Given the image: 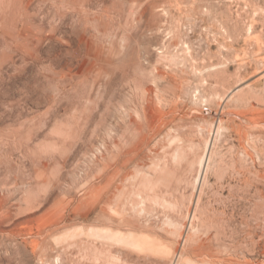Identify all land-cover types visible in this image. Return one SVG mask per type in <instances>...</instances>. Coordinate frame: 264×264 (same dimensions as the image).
Wrapping results in <instances>:
<instances>
[{
    "label": "rangeland",
    "instance_id": "1",
    "mask_svg": "<svg viewBox=\"0 0 264 264\" xmlns=\"http://www.w3.org/2000/svg\"><path fill=\"white\" fill-rule=\"evenodd\" d=\"M111 142L120 264H264V0H0V264L94 243Z\"/></svg>",
    "mask_w": 264,
    "mask_h": 264
},
{
    "label": "bare ground",
    "instance_id": "2",
    "mask_svg": "<svg viewBox=\"0 0 264 264\" xmlns=\"http://www.w3.org/2000/svg\"><path fill=\"white\" fill-rule=\"evenodd\" d=\"M180 46V45H179ZM183 51V50H182ZM143 56V55H142ZM171 58V57H170ZM172 59V58H171ZM173 60V59H172ZM176 60V59H175ZM157 65V64H156ZM213 68V67H212ZM206 70V69H205ZM213 71V69H212ZM216 75V74H215ZM242 80V79H241ZM155 82V81H153ZM125 86V85H124ZM133 86V85H132ZM202 86V85H201ZM122 87V86H121ZM154 87V86H153ZM139 88V87H138ZM202 88V87H201ZM147 89V88H145ZM152 89V87H151ZM156 90V89H155ZM191 90V89H190ZM197 90V89H195ZM202 90V89H201ZM142 91V90H141ZM157 91V90H156ZM117 92V91H116ZM122 92V91H121ZM125 91H123L124 93ZM154 92V91H153ZM148 92L146 91V94ZM122 94V93H121ZM114 96V95H113ZM148 96V95H147ZM123 97L124 94H123ZM145 98V97H143ZM125 99V98H124ZM123 99V100H124ZM139 99V98H138ZM142 99V98H140ZM163 99V98H162ZM190 99V98H189ZM136 100V99H135ZM143 100H147V99H143ZM195 100V99H194ZM144 101V102H145ZM190 101V100H189ZM153 103V102H152ZM144 104V103H143ZM148 105V104H147ZM153 105V104H152ZM115 106V105H114ZM112 106V107H114ZM132 106V105H131ZM136 106V105H135ZM139 106V105H138ZM137 106V107H138ZM148 107V106H147ZM153 107V106H152ZM111 108V107H110ZM149 108V107H148ZM160 107H158L159 109ZM115 109V108H114ZM154 109V108H153ZM124 110V109H122ZM135 110V109H134ZM157 111V110H156ZM159 111V110H158ZM161 111V110H160ZM113 112V111H112ZM119 112V111H118ZM123 112V111H120ZM119 112V113H120ZM126 112V111H125ZM138 112V111H137ZM144 112V111H143ZM162 112V111H161ZM158 113V114H161ZM169 112V111H168ZM115 113V112H114ZM157 113V112H156ZM118 114V113H117ZM116 114V115H117ZM121 114V113H120ZM163 114V112H162ZM161 114V115H162ZM141 115V114H140ZM167 115V114H166ZM120 116V115H119ZM135 116V113H134ZM168 116V115H167ZM115 117V116H114ZM130 117V115H129ZM113 118V117H112ZM122 118V117H121ZM136 118V117H135ZM117 119V118H116ZM119 120V118H118ZM145 121V119H144ZM163 121V120H162ZM166 121V120H165ZM169 121V120H168ZM113 123V122H111ZM110 123V124H111ZM161 123V122H160ZM109 124V125H110ZM124 124V123H123ZM120 125V124H119ZM118 125V126H119ZM126 125V124H125ZM164 126V125H162ZM111 127V126H110ZM165 127V126H164ZM156 128H154L155 130ZM170 129V128H169ZM174 130V129H173ZM170 130H167V132ZM110 132V131H109ZM169 133V132H168ZM113 134V133H112ZM166 134V133H165ZM148 135V134H147ZM117 136V135H116ZM157 136V135H156ZM170 137V136H169ZM162 138V136H161ZM171 138V137H170ZM114 138H112L113 140ZM154 139V138H153ZM110 140V139H109ZM159 141V140H158ZM166 141V140H165ZM176 141V140H175ZM107 142V141H106ZM149 143V142H148ZM155 143V142H154ZM153 143V144H154ZM163 143V142H162ZM109 144V143H108ZM209 145V144H208ZM207 145V147H208ZM211 145V144H210ZM146 147V146H144ZM143 147V148H144ZM152 147V146H151ZM142 148V149H143ZM154 149V148H153ZM210 146L209 148H207L206 153L204 156H202V158H200L199 161V172L198 175L195 179V184L197 181H200L204 176L203 173L207 168V164L209 161V154H210ZM108 155H109V162L107 164V168H106V174H105V184H106V192H105V199L107 202V207L108 210H105V206L102 207L103 208V216L105 219H103V222L105 224V226H103L104 228L99 226H91L93 228L91 235H88V239H94V243L92 244H86L87 241H85L83 239V236L85 235L83 232H77L75 234V241L72 244H69L66 247H63L60 250V254H57L54 262L55 264H66L68 260L67 257V253L68 251L72 248L73 249V254L75 256L74 258V263L75 264H120L119 261L121 262V259L123 258V253H122V247H125L126 245L129 244H134V246L137 245L136 242H132V240L130 238H128V236L123 234V231L121 230L123 227H127V228H133V225H131V222L127 221L124 216L122 211L125 210L127 204H129V201L126 199V201L124 202V200L121 198V192L122 191V186L121 183H123V178L126 176L123 175V171L124 168L126 166L125 164V154H123L122 151V147L119 144H116L114 142H111V145L109 144L107 146L106 149ZM141 151V149H140ZM152 151V150H151ZM162 151V150H161ZM177 151V150H176ZM148 152H150V150H148ZM152 153V152H151ZM164 153V152H163ZM105 155V154H104ZM152 155V154H151ZM108 158V157H107ZM95 159V157H94ZM155 159V158H154ZM100 160V159H98ZM93 161V160H92ZM101 162V161H100ZM150 163V162H149ZM141 165V164H140ZM139 166V165H138ZM149 166V164H148ZM153 165H151L152 167ZM106 167V166H104ZM142 167V166H141ZM150 167V169H152ZM144 168V167H143ZM146 169V168H145ZM149 169V170H150ZM159 170V169H158ZM143 171V170H142ZM127 174V173H126ZM141 174V173H140ZM148 174V173H147ZM205 174V173H204ZM133 175V174H132ZM139 176V175H138ZM97 177V176H96ZM132 177V176H131ZM137 177V176H136ZM142 177V176H141ZM149 176L146 175V178H148ZM153 177V176H152ZM128 178V176H127ZM130 179V177H129ZM128 180V179H127ZM181 180V179H180ZM129 181V180H128ZM99 182V181H98ZM126 184L128 182H125ZM183 183V182H182ZM201 183V182H199ZM179 184V183H178ZM187 184V182H186ZM103 185V184H102ZM200 185V184H199ZM129 187V186H128ZM199 187V186H198ZM126 188V187H125ZM159 188V187H158ZM95 189V188H94ZM145 190H149L151 192H156V189L153 188L152 185H148V186H144ZM127 190V189H125ZM144 192V191H143ZM27 193V191H26ZM95 193V192H94ZM146 193V192H145ZM153 194V193H152ZM156 194V193H154ZM162 194V193H161ZM161 194H158V196ZM30 195V194H29ZM94 195V194H93ZM102 195V194H101ZM157 195V194H156ZM33 196V195H32ZM159 196V197H160ZM181 197V196H180ZM179 197V198H180ZM173 198V197H172ZM4 199V198H3ZM2 199V201H3ZM26 199V198H24ZM29 199V198H28ZM96 199V198H95ZM149 199H151L149 197ZM50 200V199H49ZM145 199L141 200L140 202H138V204L136 205L137 208H139V215L137 213L138 216L142 214H146V212L148 211V209L146 208V203H145ZM151 200H155V196L151 199ZM164 200V199H163ZM24 201V200H23ZM128 201V202H127ZM48 202V201H47ZM133 202V201H132ZM171 202V201H170ZM177 202V201H176ZM196 202V201H195ZM179 203H176V205ZM48 205V204H47ZM44 206V205H43ZM103 206V205H102ZM131 206L133 207V204H131ZM28 207V206H27ZM101 207V206H100ZM134 208V207H133ZM136 208V210H137ZM43 209V208H42ZM113 209V210H112ZM97 210V209H96ZM116 210V212H115ZM127 210V209H126ZM125 210V211H126ZM28 211V210H27ZM119 211V212H118ZM132 211H135L134 209ZM151 211V210H150ZM167 211V210H166ZM128 212V211H127ZM94 213V212H93ZM151 213V212H150ZM149 213V214H150ZM192 213V212H191ZM6 215V213H5ZM4 215V216H5ZM9 215V214H7ZM162 215V213H161ZM180 215V214H179ZM90 214L86 215L84 218H89ZM137 216V217H138ZM159 216V214H158ZM151 217V216H150ZM81 218V217H79ZM149 218V217H148ZM187 218V217H186ZM194 218V217H193ZM192 218V219H193ZM94 222H99L100 221V217L98 216V214H96L94 217ZM144 219V218H143ZM179 219V218H178ZM191 219V218H190ZM151 220V219H150ZM187 220V219H186ZM5 222V221H4ZM64 222V221H63ZM169 222V220H168ZM6 223V222H5ZM142 223V221H141ZM150 223V222H149ZM148 222L145 223V227H151V225ZM167 223V222H166ZM171 223V222H170ZM169 223V224H170ZM97 224V223H95ZM143 224V223H142ZM168 223L166 225H169ZM99 225V224H98ZM172 227V224H170ZM101 226V225H100ZM176 226V225H175ZM191 227V226H190ZM2 228V227H1ZM142 229V228H140ZM149 229V228H148ZM196 229V228H195ZM2 230V229H1ZM5 230V229H3ZM138 231V230H136ZM141 231V230H140ZM147 231V229L145 230ZM172 231V230H171ZM170 231V232H171ZM193 231V230H192ZM4 231H1L0 233H2ZM71 232V231H70ZM139 232V231H138ZM148 232V231H147ZM195 232V231H194ZM129 233V231H128ZM150 233V231H149ZM152 233V232H151ZM68 236V235H67ZM185 236V235H184ZM63 237V236H62ZM130 237V236H129ZM66 237H64L63 239H65ZM85 238V237H84ZM132 238V237H131ZM185 238V237H184ZM196 238V237H195ZM67 239V238H66ZM74 239V238H73ZM180 239V238H179ZM93 241V240H92ZM142 241V240H141ZM145 241V240H144ZM195 241V240H194ZM199 241V240H197ZM184 242V241H183ZM133 247V246H132ZM190 249V248H189ZM7 251V250H6ZM126 251V250H125ZM69 256V254H68ZM72 256V255H71ZM70 256V259H71ZM193 256V255H192ZM178 257V256H177ZM183 259V258H182ZM181 259V262H182ZM9 260V259H8ZM206 260V259H205ZM2 260H0L1 262ZM73 261V260H72ZM71 261V262H72ZM127 261V260H126ZM214 261V260H213ZM3 263V262H2ZM184 263V262H183ZM5 264V263H4ZM28 264V262H27ZM68 264V263H67Z\"/></svg>",
    "mask_w": 264,
    "mask_h": 264
}]
</instances>
